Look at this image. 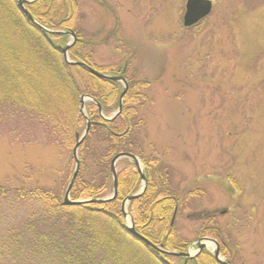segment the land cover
I'll return each mask as SVG.
<instances>
[{"label": "rangeland", "instance_id": "1", "mask_svg": "<svg viewBox=\"0 0 264 264\" xmlns=\"http://www.w3.org/2000/svg\"><path fill=\"white\" fill-rule=\"evenodd\" d=\"M77 1L76 29L94 67L127 66L131 82L147 84V150L183 203L171 219L176 233L194 253L198 239H216L202 226L217 222L223 260L264 264V0H211V13L189 27L187 0ZM18 112L6 107L0 118V185L60 190L69 153L44 143L39 123ZM28 209L0 197V239Z\"/></svg>", "mask_w": 264, "mask_h": 264}, {"label": "trees", "instance_id": "2", "mask_svg": "<svg viewBox=\"0 0 264 264\" xmlns=\"http://www.w3.org/2000/svg\"><path fill=\"white\" fill-rule=\"evenodd\" d=\"M26 7L46 28L73 31L76 41L69 49L71 61L96 68L85 51L87 41L76 29L77 0H36ZM68 41V34L46 33L35 27L19 10L17 0H0V118L6 107L12 114L27 111V116L42 128L43 142L70 155L58 191L45 185H0L1 198L14 195L30 206L23 220L11 223L9 232L0 239V264H165L164 259L171 264L172 257L183 262L184 258L178 256L160 255L126 231L121 202L141 186L140 174L128 158L117 163L118 194L114 200L63 203L62 196L75 170L76 135L86 127L80 102L86 94L94 100L85 104L92 125L79 146V172L71 198L109 196L113 190L111 160L122 152L134 154L143 162L147 178L143 195L128 206L136 230L168 250L185 251L188 247L176 233V218L171 224L183 203L167 178L165 165L147 150L148 129L142 114L147 84L142 80L131 82L124 68L117 69L116 65L96 68L110 75L123 74L128 82L121 113L113 120L105 119L98 104L105 116L115 113L123 85L67 62L61 46ZM200 233L218 239L221 254L228 256L224 230L217 222L211 226L206 222ZM189 263L221 264L207 250Z\"/></svg>", "mask_w": 264, "mask_h": 264}, {"label": "water", "instance_id": "3", "mask_svg": "<svg viewBox=\"0 0 264 264\" xmlns=\"http://www.w3.org/2000/svg\"><path fill=\"white\" fill-rule=\"evenodd\" d=\"M34 1H36V0H17V5H18L19 10L23 13V15L26 17V19L28 21H30L38 29L43 30L46 33L47 32H57V33H65V34H68L71 36L70 42L68 44H66L65 46H61V51L63 53V57L67 62H69L71 64L80 65L95 76L105 78V79H112L115 81H119L123 84L124 88L120 94V102H119V107H118L117 112L110 117H104V118L107 120H113L116 117H118L122 111V108H123V99H124L125 93L128 90V83H127L126 79L123 76H113V75L105 74L103 72H100V71L92 68L91 66H89V65H87L81 61H77V62L71 61L70 57H69V49L71 48V46L76 41L75 33L71 30L53 31L49 28H46L45 26H43L39 22H37L26 7V4L34 2ZM212 8H213V3L211 0H187L186 12L184 15V25L189 27V26H192V25L198 23L201 19L205 18L206 16H208L211 13ZM87 100H93V98L89 95H83L81 97V111L83 112V114L85 115L86 120H87L86 128H85V130L81 136L79 134L76 135L77 141H76V144H75L74 149H73V156L75 159V170H74L73 175L71 177V180L68 184L63 203L65 205H78V204H82L85 202H107V201L114 200L118 194V174H117L116 165L120 159L128 158L129 160L134 162L135 166L137 167V170L140 174L142 182H141V188L136 193H133V194L126 196L123 199V201L121 202L122 213H123L124 217L128 218V220H129V222L124 225L126 231L131 236H133L135 239L142 242L146 247L152 248L157 253H162V254H166V255L181 256V257H184L186 259H190V258L194 259L199 254V252H201L204 248L207 247V242H213L215 244V247H216L215 251H214L215 258L219 262H221V264H230L229 261H225L222 259L220 252H219V243L215 239H212L209 237H204V238L198 239L195 243V247L197 249L192 254L189 250H187L186 252L167 250V249L163 248V246H158V245L154 244L152 241H150L144 235L140 234L135 229V223H134L133 216L128 212L127 208H128V205H129L131 200L136 199V198L143 195V193L146 190V186H147V178L145 176V172H144V169L142 167V163H141L140 159L134 154L122 152V153H119L113 157V159L110 163V170H111L112 177H113V191H112V194L110 196H108L106 198H99V199H80V200L71 199V189H72V186L76 180L77 174L79 172V157H78L79 146L84 141L85 137L88 135V132H89L90 127L92 125V122L88 119L87 114L85 113V102ZM98 107H99V110L101 112V105H98ZM164 263H165V261H164Z\"/></svg>", "mask_w": 264, "mask_h": 264}, {"label": "bare ground", "instance_id": "4", "mask_svg": "<svg viewBox=\"0 0 264 264\" xmlns=\"http://www.w3.org/2000/svg\"><path fill=\"white\" fill-rule=\"evenodd\" d=\"M84 95H86V94H84ZM82 96H83V95H82ZM82 96H81V97H82ZM81 97H80V102H81ZM103 117H106V116H103ZM207 245H208L209 247H211L213 244H212V243H211V244L209 243V244H207ZM178 252H183V251H178ZM179 257H181V256H179ZM181 258H184V257H181Z\"/></svg>", "mask_w": 264, "mask_h": 264}, {"label": "flooded vegetation", "instance_id": "5", "mask_svg": "<svg viewBox=\"0 0 264 264\" xmlns=\"http://www.w3.org/2000/svg\"><path fill=\"white\" fill-rule=\"evenodd\" d=\"M125 69H126V67H125ZM125 69H124V70H125ZM219 243H220V242H219Z\"/></svg>", "mask_w": 264, "mask_h": 264}]
</instances>
